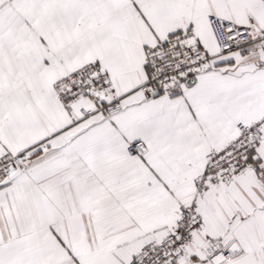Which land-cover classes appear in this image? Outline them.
<instances>
[{"label":"snow or ice","instance_id":"snow-or-ice-1","mask_svg":"<svg viewBox=\"0 0 264 264\" xmlns=\"http://www.w3.org/2000/svg\"><path fill=\"white\" fill-rule=\"evenodd\" d=\"M0 264H264V0H0Z\"/></svg>","mask_w":264,"mask_h":264}]
</instances>
